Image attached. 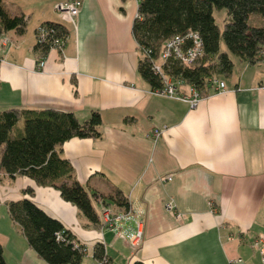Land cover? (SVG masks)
I'll return each mask as SVG.
<instances>
[{
  "label": "crops",
  "instance_id": "0c3cea01",
  "mask_svg": "<svg viewBox=\"0 0 264 264\" xmlns=\"http://www.w3.org/2000/svg\"><path fill=\"white\" fill-rule=\"evenodd\" d=\"M61 1L67 0H3L10 14L21 12L29 21L23 34L4 35L6 45L0 35V109L69 111L79 121L98 111L100 139L71 138L60 154L90 191L120 190L131 213L99 230L60 191L2 171L6 264H48L7 212L8 201L23 197L87 246L82 264H97L90 252L100 241L110 264H261L251 242L262 237L264 246V65L244 63L243 74L224 80V91L190 106L153 92L139 75L141 53L131 31L137 0H80L71 18L57 11ZM43 22L63 25L68 36L62 50L41 57L38 69L35 30ZM155 129L161 130L156 137ZM26 187L32 196L23 193ZM170 199L178 217L165 207ZM93 205L101 216L100 203L93 199ZM138 223L143 234L133 250L129 239Z\"/></svg>",
  "mask_w": 264,
  "mask_h": 264
},
{
  "label": "trees",
  "instance_id": "16d2710c",
  "mask_svg": "<svg viewBox=\"0 0 264 264\" xmlns=\"http://www.w3.org/2000/svg\"><path fill=\"white\" fill-rule=\"evenodd\" d=\"M136 9L137 16L133 19L131 31L141 53L137 70L153 91L161 89L162 82L153 71L152 62L160 58L165 40L174 35L196 32L201 39L203 54L190 65L169 58L163 72L173 78L174 84L178 81L190 87V92L195 89L201 98L215 93L211 79L224 81L230 78L235 66L232 57L249 66L264 61V0H137ZM216 10L225 11L222 29L213 15ZM28 21L29 16L21 12L10 14L0 0L2 37L8 31L23 34ZM41 25L45 28L46 39L39 43L41 36L39 30H35L38 41L34 45V51L40 58L50 50L52 37L64 40V47L68 36L61 24L43 22ZM191 44L192 41L188 40L186 45ZM101 124L98 111H93L85 121H79L69 111L0 109V173L3 171L10 179L17 175L27 176L39 185L51 186L99 230L114 228L129 215L109 225L103 220V211L110 209L114 214H130L128 198L120 190L109 196L90 191L73 177V167L60 154L61 144L71 138L100 139ZM23 193L32 196L33 191L26 187ZM92 197L101 205L99 217ZM7 212L12 222L20 227L29 246L46 263L82 264L88 253L87 246L79 243L62 223L48 216L28 197L8 201ZM129 245L133 250L136 248L130 242ZM90 253L97 264H110V257L101 241L93 246ZM0 264H6L1 245ZM129 264L145 263L133 259Z\"/></svg>",
  "mask_w": 264,
  "mask_h": 264
},
{
  "label": "built area",
  "instance_id": "2783aa9c",
  "mask_svg": "<svg viewBox=\"0 0 264 264\" xmlns=\"http://www.w3.org/2000/svg\"><path fill=\"white\" fill-rule=\"evenodd\" d=\"M81 5V1L79 0H67V1H61V3L56 5V9L60 13L66 14L68 17H73L78 13V9ZM36 30H39V43L44 41L46 39V35L44 34L45 28L40 25L36 28ZM188 40L192 41V44L186 45ZM9 41L8 37L7 39H2V45L7 43ZM38 41V40H37ZM50 43V50L52 49H62L64 40H62L60 37H52L49 41ZM160 58L154 62H152V69L153 71L158 74L161 77L162 82V88L161 89H155L153 92L158 93L163 96H169L174 99H179L181 101H184L188 103L190 106H195L200 99H202L195 89H192L191 92L187 95H182L179 93L177 86L174 84L173 78L165 74L163 72V66L167 59L169 58H175L178 62L181 64H193L196 62V60L203 54V50L201 48V39H199L198 34L195 33H188L184 36L174 35L172 38H169L165 40L163 49L161 51ZM44 58H41L40 61L37 62V68L42 69L44 65ZM211 83L213 84L215 88V92L224 91L226 88V83L222 80L218 79H211ZM161 133V130L155 129L152 136L156 137ZM171 179V175L169 176H162L159 178L160 181H169ZM166 209L170 212H173L175 216L178 217V213L176 212V209L174 207V202L172 199L170 201H167L165 203ZM127 215L129 214H123V213H115L110 209H104L102 217L103 220L106 221L109 225L112 224L114 220H123ZM140 224H137V233L132 236L129 239V242L133 247H137L138 243L140 242L141 236H142V230L140 229ZM251 247L255 248L258 251L259 258L261 260V264H264V246H263V238H256L251 242Z\"/></svg>",
  "mask_w": 264,
  "mask_h": 264
},
{
  "label": "rangeland",
  "instance_id": "374dc122",
  "mask_svg": "<svg viewBox=\"0 0 264 264\" xmlns=\"http://www.w3.org/2000/svg\"><path fill=\"white\" fill-rule=\"evenodd\" d=\"M79 10V9H78ZM213 15H214V17H215V19H216V24L220 27V29H222L223 27V21H224V18L226 17V16H224L225 15V11L224 10H221V11H214V13H213ZM3 38H5V39H7V37H3ZM9 39V38H8ZM36 42H37V39H36ZM7 43H8V41H7ZM7 43H5L4 45H6ZM221 47L223 48V49H225V47H224V44H223V42H221ZM62 50V49H61ZM232 59L234 60V62H235V66H234V68H233V71L237 74V75H241V74H243V68H244V63H240L238 60H236V58H234V57H232ZM41 60V59H40ZM39 60V61H40ZM263 65H264V62L262 63ZM255 66V65H254ZM251 69L252 68H254V67H250ZM249 68V69H250ZM253 70H255V69H253ZM252 71V70H251ZM141 229V228H140ZM142 230V229H141ZM142 234H143V231H142ZM142 237V236H141Z\"/></svg>",
  "mask_w": 264,
  "mask_h": 264
}]
</instances>
